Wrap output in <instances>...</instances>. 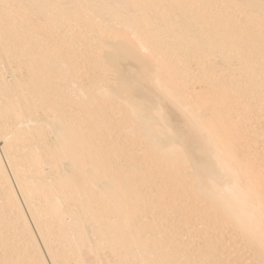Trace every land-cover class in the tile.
Returning <instances> with one entry per match:
<instances>
[{
	"label": "bare ground",
	"instance_id": "1",
	"mask_svg": "<svg viewBox=\"0 0 264 264\" xmlns=\"http://www.w3.org/2000/svg\"><path fill=\"white\" fill-rule=\"evenodd\" d=\"M0 264H264V0H0Z\"/></svg>",
	"mask_w": 264,
	"mask_h": 264
},
{
	"label": "rangeland",
	"instance_id": "2",
	"mask_svg": "<svg viewBox=\"0 0 264 264\" xmlns=\"http://www.w3.org/2000/svg\"><path fill=\"white\" fill-rule=\"evenodd\" d=\"M2 146V145H1Z\"/></svg>",
	"mask_w": 264,
	"mask_h": 264
}]
</instances>
